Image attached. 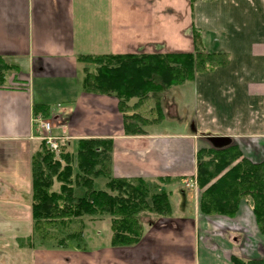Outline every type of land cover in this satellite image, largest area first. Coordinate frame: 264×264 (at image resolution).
<instances>
[{
  "label": "crops",
  "instance_id": "crops-1",
  "mask_svg": "<svg viewBox=\"0 0 264 264\" xmlns=\"http://www.w3.org/2000/svg\"><path fill=\"white\" fill-rule=\"evenodd\" d=\"M196 52L212 54V66L167 88L165 117L144 134L125 133L116 96L82 87L80 55ZM0 56L15 66L0 86V264H234V255H264L262 234L259 248L217 235L209 254L203 219L187 218L148 228L129 247H112L110 238L84 249L19 245L33 231L32 161L43 143L33 117L44 116L36 104L58 119L55 136L111 139L113 176L168 178L163 185L180 200L173 213L185 211L188 194L174 186L194 178L199 149L237 146L263 161L264 0H0ZM254 217L242 200L239 224L228 225L249 239Z\"/></svg>",
  "mask_w": 264,
  "mask_h": 264
},
{
  "label": "trees",
  "instance_id": "trees-1",
  "mask_svg": "<svg viewBox=\"0 0 264 264\" xmlns=\"http://www.w3.org/2000/svg\"><path fill=\"white\" fill-rule=\"evenodd\" d=\"M195 36H197L195 34ZM85 66L82 87L86 92L114 95L119 99L125 133H146L145 127L163 118L160 97L169 87L194 77L212 66V54L204 52L153 55H80ZM15 66L0 56V86ZM155 105L146 108L148 99ZM135 99L131 103V100ZM144 108L143 111L141 109ZM35 113L45 117L48 106L36 104ZM113 142L105 138H83L77 153L61 151L60 157L46 147L33 156L31 205L33 231L19 239L22 247L34 244L80 247L82 230L69 231L74 219L85 215L109 214L111 246H134L143 238V214L169 215L171 193L163 187L168 178L115 177L111 171ZM107 178L106 188L97 189L95 179ZM197 183L203 190L200 208L205 215L235 217L242 200L249 202L258 229L264 235V160L252 162L237 146L202 149L197 153ZM59 182V189L54 183ZM234 264H264V255Z\"/></svg>",
  "mask_w": 264,
  "mask_h": 264
},
{
  "label": "rangeland",
  "instance_id": "rangeland-1",
  "mask_svg": "<svg viewBox=\"0 0 264 264\" xmlns=\"http://www.w3.org/2000/svg\"><path fill=\"white\" fill-rule=\"evenodd\" d=\"M85 66H88L90 69H93V67H94V65H88V64H85ZM163 97H164V92L162 93V95L160 97L162 108H163ZM132 100H131V103H132ZM146 102H147L146 103L147 109L150 108L151 106H154L156 103L155 99H153V98L148 99ZM143 110H144V108L141 109V111H143ZM43 117L47 119V117H45V116H43ZM164 117H165V113H164V109H163V118ZM48 120H50L54 126V123L58 119H56V121L53 118L48 119ZM45 135H46V133H41V131H40V137H41L42 141H44L43 137ZM51 135L56 137V139L60 145L61 151L64 149V151L71 152L74 155H76L77 148H78V141L80 139H78L77 141L75 140L76 142L73 141L71 143V142H68L69 140H67L66 136H64V137L63 136L62 137L61 136H55L53 134V130L51 131ZM81 139H83V138H81ZM70 141H72V140H70ZM46 147H47V145H46ZM208 149H212V148H208ZM199 150H202V149H199ZM61 151L59 154L55 153L54 151H52V152H54L56 157L59 158ZM198 151H197V153H198ZM197 153H196V157H197ZM193 177H194L193 179L189 178L187 181H184L183 183L177 184L176 187L174 186V189L176 190V192L182 190L188 194L187 203H185V204L183 203L184 210H185L184 213H181V214L180 213L178 214L176 212L173 213V207L177 208L180 200H179V198L172 199V196H170L172 211L169 215H157V214H146V213L142 215L141 222H142L143 228H144L143 237H144L145 233L147 232L148 228H162L163 226H167L168 228L172 229L174 223L186 222V221H182L184 218L185 219L187 218L189 220V222L192 220L193 221L198 220L199 224L202 223V222H200V220L203 219V223H202L203 226L201 228L202 231H200V235H201V239L208 246L207 250H208L209 254H211L210 248L213 246V242L217 241V239H215V237L217 235L225 236V237L226 236L228 237L229 235L230 236L233 235V236H236L237 238H239V240H240L239 242H241V243L243 242L241 245L242 247L244 244H248L249 246L251 245L252 248H256V247L259 248L258 243H260V238H261L260 234L261 233L258 229L256 220H255V224L254 223L252 224V228L251 227L248 228L249 231L246 233V236L249 239L246 238L243 240V238H242L243 233H240L237 231L233 232L230 229V227L233 226L232 225L233 223L239 224L238 223L239 220H236L237 221L236 222L235 220H233L234 217H228V216L221 215V214H219V215H205V214H203V212L201 211V208H200L201 193L203 190L198 186V183H197V179H196L197 178V170H196V174ZM95 180H96L95 187L97 189H107L106 188L107 178L101 176V177L96 178ZM187 182H189V183L192 182V183L190 184V186H187ZM59 187H60V183L55 182L54 183V189L58 190ZM163 187L166 188L168 191H170V193H172V191L168 189L169 187L167 188L164 185H163ZM244 201L250 207L249 202H247L246 200H244ZM111 218L112 217L109 214L85 215V216L74 219L72 225L68 228V230L69 231L74 230V229H81L82 230L83 234H82L81 244H80V247H78V248L84 249L86 247H89V248L100 247L101 245L106 244V242L108 241V238H110L109 244L111 245V236H112ZM149 222H150V224L152 223L153 226L149 225ZM228 224H230L231 226ZM188 228L192 229L191 227L187 226V229ZM86 235H87V239L85 237ZM109 235H110V237H109ZM193 239H195V236L193 237ZM236 244L238 245V242H236ZM37 246H45L48 248H55L54 246H50L48 244L47 245L34 244L33 247H28V248H35ZM70 246L77 247L76 241L71 242ZM124 247H129V246H124ZM59 248H63V247H59ZM120 257H122V256H120ZM118 258L119 257H117V259ZM117 259H115V261H106V264H116ZM124 262H123V260H121V264H124ZM171 262L172 261H168V262H165L164 264H172ZM93 264H99V262H93ZM102 264H104L103 261H102ZM118 264H120V263H118ZM135 264H139V263H135ZM151 264H154V263H151Z\"/></svg>",
  "mask_w": 264,
  "mask_h": 264
},
{
  "label": "built area",
  "instance_id": "built-area-1",
  "mask_svg": "<svg viewBox=\"0 0 264 264\" xmlns=\"http://www.w3.org/2000/svg\"><path fill=\"white\" fill-rule=\"evenodd\" d=\"M33 125L41 131V133H46V135L43 137V140L45 141L47 147L51 150L54 151L55 153L59 154L60 153V145L53 135H51V131L53 130L54 126L53 123L44 118L40 114H35L33 117ZM192 183V182H191ZM189 182H187V186H190Z\"/></svg>",
  "mask_w": 264,
  "mask_h": 264
}]
</instances>
